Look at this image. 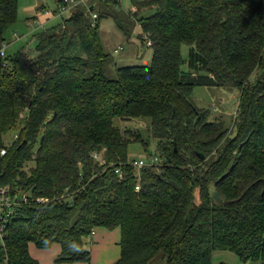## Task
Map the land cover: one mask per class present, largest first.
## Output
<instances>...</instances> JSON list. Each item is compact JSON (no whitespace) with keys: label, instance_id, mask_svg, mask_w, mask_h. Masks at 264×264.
<instances>
[{"label":"trees","instance_id":"1","mask_svg":"<svg viewBox=\"0 0 264 264\" xmlns=\"http://www.w3.org/2000/svg\"><path fill=\"white\" fill-rule=\"evenodd\" d=\"M90 1L34 36L36 57H0V148L18 136L0 156V187L32 197L7 228L0 264H40L30 244L58 245L56 264H90L95 231L116 228L113 264H210L214 251L264 264V0H131L135 21L123 22L138 25L152 61L115 80L98 21L128 34L111 13L120 0H95L109 7L97 11ZM16 18L17 0H0V43ZM196 87L239 91L230 127L194 105ZM139 118L150 120L148 140L115 125ZM151 140L160 165L139 171L136 192L128 146Z\"/></svg>","mask_w":264,"mask_h":264},{"label":"rangeland","instance_id":"2","mask_svg":"<svg viewBox=\"0 0 264 264\" xmlns=\"http://www.w3.org/2000/svg\"><path fill=\"white\" fill-rule=\"evenodd\" d=\"M90 3L96 11L99 8L105 10L109 8L104 3H98L95 0H91ZM133 9L131 0H120V6L112 9L111 13L118 14V20L122 21L123 25V21L126 18L132 22L135 21L132 16L135 11ZM151 13L152 11L148 10V12H142L138 17L141 18ZM68 16L69 13L64 14L62 17L58 16L55 0H17L16 21L4 29L2 34L3 41L0 43V48L5 47V57H10L18 52H23L29 58L36 57V40L34 36L61 23L62 19ZM41 24H43V29L39 26ZM124 27L128 30V34L122 33L111 18H104L98 21L99 39L103 51L105 54H108L107 62L104 65V72L105 76L111 80L116 79L118 69L136 66L148 67L152 61L151 48L146 42H141L137 38L140 33L138 25L130 28V26L124 23ZM74 53L81 54V51L77 48V51ZM186 55L187 47H182V56L186 57ZM2 60L4 61V58ZM238 98L239 91L237 89L227 90L223 88L196 87L192 95V100L196 107L209 111L208 119L210 122L221 120L227 127L231 126L236 114ZM149 124L150 120L147 118L132 119L129 121L115 120V125L122 130H139L144 140H148L147 129ZM13 136L14 134L7 136L5 142L10 141ZM146 149L144 150L139 142L130 144L127 150L128 160H139L143 156V160L149 165L152 163V159H160L152 140ZM155 163L158 162L156 161ZM28 167H30V164L25 168L28 169ZM111 232L110 241L109 243L106 242V244L108 243L107 248L110 254L117 251L119 247V241L116 239L119 234V229L116 228ZM116 242H118L117 245ZM93 244V241H89L87 248L90 249ZM99 249H103V246L100 245ZM57 250V245H54L49 250H38L32 244L29 246V254H32L34 257L37 255L45 256V262L43 264H54L59 254H56ZM219 263L259 264L258 262L250 261L246 263L241 262L234 254L227 251H214L210 258V264ZM151 264L164 263L160 260V256H158Z\"/></svg>","mask_w":264,"mask_h":264},{"label":"built area","instance_id":"3","mask_svg":"<svg viewBox=\"0 0 264 264\" xmlns=\"http://www.w3.org/2000/svg\"><path fill=\"white\" fill-rule=\"evenodd\" d=\"M90 0H65L64 5L57 7L58 10V16H63L64 14L70 12L73 7H75L78 4H85ZM101 1V0H97ZM135 10V9H133ZM92 20L96 19V15L94 13L91 14ZM36 24V22H34ZM40 27L43 26V24L39 25ZM38 28V27H37ZM43 29V27H42ZM148 46L151 45V43H147ZM0 57L1 59L4 58L3 66H6V57H5V47L3 46L0 48ZM18 136L17 134H14V136L10 139V141L5 142L2 148H0V156H4L7 152V150L12 147L15 140H17ZM93 158L98 160L100 159L99 155L94 154ZM158 163H155V162ZM129 165L134 167L137 171L135 174L137 183L134 187L135 191L138 192L140 190V173L139 171L144 167H150V166H157L160 165V159L157 158L152 159L151 164H146V162L143 160V156L140 157L139 160H131L129 162ZM116 174H120V169H115ZM38 201V200H37ZM41 201V200H40ZM39 201V202H40ZM32 202V197L29 191L23 190L21 188H10L9 186L0 187V242L3 245L4 244V238L7 234V228L8 226L14 222L18 218L19 210L30 204ZM1 245V246H2Z\"/></svg>","mask_w":264,"mask_h":264},{"label":"crops","instance_id":"4","mask_svg":"<svg viewBox=\"0 0 264 264\" xmlns=\"http://www.w3.org/2000/svg\"><path fill=\"white\" fill-rule=\"evenodd\" d=\"M111 233H112L111 231L102 230V229H97L95 231L94 236L90 240L91 242L93 241V243H94L92 245V247H90V249H89L90 254H91L90 264H113L119 258V255H120V248L119 247H118V250L112 254L109 253V250L107 248L108 243H109L110 238H111ZM118 233H119L118 237L116 238L117 241L120 240V232H118ZM106 242H108V243L106 244ZM117 243L118 242H116V245H117ZM100 245L103 246V249H99ZM57 247H58V250H57L56 254L60 253V248L58 245H57ZM30 255L32 258L36 259L40 264H43V262H45V256L37 255L36 257H34L32 254H30Z\"/></svg>","mask_w":264,"mask_h":264},{"label":"water","instance_id":"5","mask_svg":"<svg viewBox=\"0 0 264 264\" xmlns=\"http://www.w3.org/2000/svg\"><path fill=\"white\" fill-rule=\"evenodd\" d=\"M138 39H140V35L137 36ZM40 141H42V138L40 139ZM202 157V156H201ZM222 179V178H221ZM213 196L215 197V199L219 200L216 192H213Z\"/></svg>","mask_w":264,"mask_h":264}]
</instances>
